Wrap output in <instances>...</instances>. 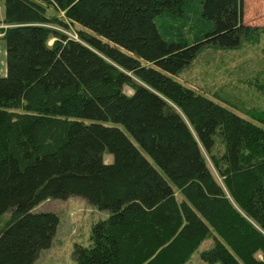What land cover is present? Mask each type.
Masks as SVG:
<instances>
[{"label": "trees", "instance_id": "obj_1", "mask_svg": "<svg viewBox=\"0 0 264 264\" xmlns=\"http://www.w3.org/2000/svg\"><path fill=\"white\" fill-rule=\"evenodd\" d=\"M1 1L0 264H35L59 218L34 209L70 197L110 213L76 264H187L208 239L207 264H264V111L173 78L206 45L258 38L244 0Z\"/></svg>", "mask_w": 264, "mask_h": 264}, {"label": "rangeland", "instance_id": "obj_2", "mask_svg": "<svg viewBox=\"0 0 264 264\" xmlns=\"http://www.w3.org/2000/svg\"><path fill=\"white\" fill-rule=\"evenodd\" d=\"M50 16H64L52 6H48ZM5 3L0 0V28L8 27L3 23ZM243 23L259 28L257 39H243L235 48H221L212 45L204 46L189 66L173 78L187 87L196 90L206 97L215 100L241 116L251 111H264V93L261 88L264 82V0H244ZM78 39L77 28H64L50 25ZM209 25L208 28H211ZM196 31H186L185 37L191 42L195 40ZM54 39L50 41L52 44ZM8 74L7 40L0 30V77ZM125 93L133 94L130 86H125ZM225 151L224 142L219 136L213 153L220 156ZM209 168L217 181L223 185V179L216 171L210 155L203 150ZM105 161L112 163L114 157L105 155ZM35 213H54L59 218V225L52 246L40 253L35 264H76L74 251L76 245L88 247L93 226L110 216L108 211H101L90 205L82 197L68 199H51L34 209ZM8 216L4 217V221ZM214 245L212 239L205 241L193 254L187 264H207L202 261L201 254Z\"/></svg>", "mask_w": 264, "mask_h": 264}, {"label": "built area", "instance_id": "obj_3", "mask_svg": "<svg viewBox=\"0 0 264 264\" xmlns=\"http://www.w3.org/2000/svg\"><path fill=\"white\" fill-rule=\"evenodd\" d=\"M2 35H3V33H2Z\"/></svg>", "mask_w": 264, "mask_h": 264}, {"label": "crops", "instance_id": "obj_4", "mask_svg": "<svg viewBox=\"0 0 264 264\" xmlns=\"http://www.w3.org/2000/svg\"><path fill=\"white\" fill-rule=\"evenodd\" d=\"M3 21V20H2Z\"/></svg>", "mask_w": 264, "mask_h": 264}]
</instances>
